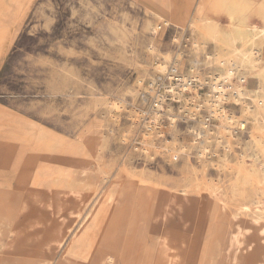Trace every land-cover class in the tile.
<instances>
[{"label":"rangeland","instance_id":"obj_1","mask_svg":"<svg viewBox=\"0 0 264 264\" xmlns=\"http://www.w3.org/2000/svg\"><path fill=\"white\" fill-rule=\"evenodd\" d=\"M165 1L0 0V213L17 217L0 219V264H264L263 215L230 216L256 202L264 214L261 120L229 104L230 124L215 119L207 136L204 95L151 109L160 63L198 81L231 69L229 89L246 77L252 98L259 79L213 39L237 35L226 7L242 4ZM246 36L237 46L250 50Z\"/></svg>","mask_w":264,"mask_h":264},{"label":"bare ground","instance_id":"obj_2","mask_svg":"<svg viewBox=\"0 0 264 264\" xmlns=\"http://www.w3.org/2000/svg\"><path fill=\"white\" fill-rule=\"evenodd\" d=\"M251 1H252L251 3L243 4L241 7H239L238 5H237V7L232 6V5H228L226 7V12H227L228 16L231 19H233V20H236L235 18H237L239 20V23H235L234 22L235 23L234 27L236 28L237 35L235 37H233V36L223 37L222 35H220V37H218L219 35L218 36L214 35L215 37L213 36L214 37L213 39L216 40L217 42L219 40L222 44L225 43V44L229 45L231 47L232 52L234 53V56H235L234 58H236V61L239 64L241 62H243V63L246 62L247 67L252 72L251 75L252 76L256 75L257 78L259 79L258 82H257L258 88L255 91L253 90L252 98H248L247 95L245 94V86H246V83H247L246 77L241 76V78L239 79L238 85L236 87L233 86L232 89H228V90H225L222 87H219L220 88V95L216 98V100L214 102H210V103H209V101H206V103H208L210 105L211 116L213 118H215L221 125L224 124L226 121L228 122V121L232 120V118H233L231 116L232 114L229 113V110L227 109V106L229 104H234V105H240L243 108L242 112L244 113V115H247L248 113H250L255 121H257L258 118H259L261 120L260 121L261 122L260 124L262 125L261 128L264 129V66L261 65L264 62V0H262V1L251 0ZM148 2L152 5V7L160 9V10L166 4L165 0H148ZM237 9H239L238 13H237ZM154 14L156 15L157 18L161 19L165 25H168L167 24L168 21L165 20L164 16H162L160 14H157V13H154ZM236 14H238L239 18L235 17ZM255 15H257L258 17L259 16L261 17V24H257L256 22H254V19H256ZM204 24L212 25L215 28H217L218 25H219L218 22H214V21H205ZM199 25H201V24H199ZM202 26L203 25H201V27ZM154 30H155V28H153V31ZM242 33L243 34H247V36H246L247 37V42H249L253 46V48H251L250 50L240 49L237 46L238 42L243 40V39H241ZM210 36H212V35H210ZM255 41L256 42L259 41V45H260V47L257 50H255V48H254ZM217 56L218 55H216V57ZM207 57H209V56H207ZM216 57H214V58H216ZM206 59H208V58H206ZM216 63H218V62H216ZM167 69H168V66H166L165 64H163V63L159 64L158 70L160 72L164 73V72L167 71ZM192 75H194L193 77L195 79L197 78V76L195 75L193 69L190 71V74L188 76L183 75V77H189V76H192ZM234 77H235V73L231 69H227L226 72L223 75H216L213 78L214 82L217 84V86H215L214 89L215 90L218 89V85H219L220 81H223V82H225L227 84H231L233 79H234ZM183 91H185V90H183ZM182 97L186 101L185 94H183ZM247 99L251 100V102L253 103V107H254L253 109H250V108L247 107V104L245 102V100H247ZM156 110H158V111H156L154 113V116H153L154 118H157L158 116H160L159 115V111L162 110V107L158 106V108ZM168 111H170V109H168ZM190 112L191 113H188L189 117L193 116L194 111H190ZM206 143L208 144L209 141H207ZM254 144L258 148V153H260V155H263V159H264V140H263V138L261 136L255 135L254 136ZM205 148L206 147H203L202 150H205ZM203 154L204 153H201L200 156H204ZM255 173H256V171H255ZM58 174H59L58 176L64 175V173H62L60 171H58ZM249 177H251L250 174H249ZM250 182H251V179H250ZM132 183L136 187L137 190L141 189V187L144 184V182L142 180L137 179V178H133ZM171 193L172 194H177V193H180V191L172 190ZM214 200H216V199H214ZM217 201H218V203L220 204L221 208L224 211H226V212L230 211L231 207H230L229 203L224 202L222 200H219L218 198H217ZM259 204H261V202H256L255 205H252V206L247 205V204H239L234 209L235 213L234 214H230V216L235 218V217L238 216V214L249 213V214H252L253 216H256L257 218H259L258 216L263 215V218H264L263 209H261L259 207ZM1 210L6 211L7 213H3L2 215L0 213V219L3 218L4 220L13 221L14 222L15 219L17 218L16 216H14L12 214L11 207L8 208V207H5L3 205ZM61 211H62L61 209H58V214ZM76 216L79 217V214H77ZM58 220H61V219H58ZM58 220H57V222H58ZM38 225H39V223H38ZM38 225H36V226H38ZM41 225H39V226H41ZM262 232L264 233V229L262 230ZM68 233L69 232H67L66 234H68ZM243 237H244V228L241 225H237L235 231L233 232L232 236L230 237V245H229V247H231L233 249V252L237 253L238 251L241 250V244H242V238ZM64 238L65 237L61 236L60 238L52 241V243L54 245L53 246L54 251L57 250L61 246V244L64 241ZM73 260H75V258ZM106 260H107L108 264H115L116 263V258L113 257V256L107 257ZM68 262L69 261H67V263ZM51 263H52V258H50V259L49 258H45L42 261V264H51ZM232 264H240V260L237 258L236 262L232 263Z\"/></svg>","mask_w":264,"mask_h":264},{"label":"built area","instance_id":"obj_3","mask_svg":"<svg viewBox=\"0 0 264 264\" xmlns=\"http://www.w3.org/2000/svg\"><path fill=\"white\" fill-rule=\"evenodd\" d=\"M216 75H209L208 77L205 78V81L204 80L198 81L193 77L194 75L189 77H183L178 72V69H176L174 64L170 63L168 66V71L165 74L160 75V77H157L156 82L151 84V87L153 88L158 83L160 86H158L156 89L162 90V93L160 95H156L152 97V101H151L152 112L158 111L156 110L158 106L162 107V110L160 111L163 112L164 105H167L168 103L179 104L184 102L187 104V102L190 101H193V103H195L196 100L198 101L201 98V95H204L206 97L205 104L207 105L206 106L207 111H206V117L203 120L202 131L205 132L207 136L213 135L214 133L213 129L216 127V125L213 124V122H215V118L211 116L210 105L206 103V101H209L210 103L216 100V98L220 95L219 87H222L225 90H228L230 87L229 84L220 81L218 85V89L215 90L214 88L215 86H217V84L214 82L213 78ZM166 81L167 84L165 85L164 83ZM234 81L237 82V77L233 79V82ZM204 89L206 92L202 94ZM183 94H185V96L186 94L188 95L186 101H184L185 99L182 97ZM219 138L220 136H218L219 141L217 142L221 143Z\"/></svg>","mask_w":264,"mask_h":264},{"label":"crops","instance_id":"obj_4","mask_svg":"<svg viewBox=\"0 0 264 264\" xmlns=\"http://www.w3.org/2000/svg\"><path fill=\"white\" fill-rule=\"evenodd\" d=\"M252 1L251 0H234L232 1V3H241L242 5L243 4H247V3H251Z\"/></svg>","mask_w":264,"mask_h":264}]
</instances>
